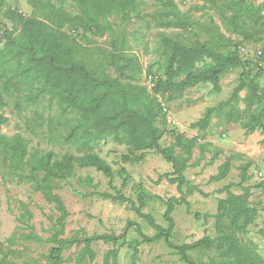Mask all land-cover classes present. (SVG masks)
I'll use <instances>...</instances> for the list:
<instances>
[{
    "label": "trees",
    "instance_id": "obj_1",
    "mask_svg": "<svg viewBox=\"0 0 264 264\" xmlns=\"http://www.w3.org/2000/svg\"><path fill=\"white\" fill-rule=\"evenodd\" d=\"M29 1L36 15L25 16L10 10L6 17L12 24H3L7 47L0 64V126L9 120L4 114L9 105L2 89L3 83H6L12 90L16 111L31 113H25L27 128L34 131L35 125H46L51 139L61 144L74 145L81 155L66 151L57 156L53 150H30L28 137L20 132L10 136L0 133V155L3 162L1 166L7 173L18 180L31 181L57 211L48 237L52 243L47 255L50 264H62V251L74 244H82L76 253L75 264L92 261L96 257L92 244L97 241L112 245L103 255V264H117V246L125 242L123 233L114 232L94 233L81 238L62 237L68 211L60 195L54 192V181L60 177H72L76 163L101 172L112 192L98 191V185L93 183L91 176L79 179L82 187H92V193L100 197L129 203L137 215L156 229L153 236H147L138 224L128 221L127 225H136L135 230L142 242L151 243L163 239L187 264H264L258 243L245 238L249 234V226L255 223L259 214L257 205L250 201L251 187L244 184L248 168L252 165L251 160L241 165V177L237 183L241 187L240 193L231 190L234 183L226 184L221 188L226 195L217 200L215 213H195L196 218L213 219L214 235H203L182 244L171 241L175 225L172 217L175 204L188 205L186 196L194 190H201L191 184L185 174L191 165L194 148L192 140L181 132L171 130L173 141L168 146L161 143L166 130L160 122H166V109L159 99L161 96L174 99L187 88L205 82L207 78L199 72L197 63L207 59L213 63L221 62L222 72L241 67L243 71L239 83L230 98L218 106L206 108L204 116L191 123L190 127L205 132L211 118L217 116L228 123L240 124L246 135L256 130L264 132V93L257 83L260 74L264 75V67H259L253 75L249 68L258 58L264 60L263 50L254 49L255 56L247 50L241 51L240 46L236 47L234 39L219 34V26L214 23L210 37L202 40L198 48L180 39L166 38L162 46L163 62L160 64L162 76L150 73L151 86L148 89L139 82L143 69L134 55L118 52L113 43L106 56L109 63L119 69V74L112 77L89 66L81 58L85 46L65 30L77 32L80 20L85 24V31L103 35L113 30L110 18L118 15L127 18L129 13L136 11V0H71L75 13L57 7L50 0ZM157 1L163 4L161 10L159 8L157 11H162L168 17L160 21L161 25L193 30L190 20L179 12L173 0ZM203 5L220 14L228 33L241 32L249 42L264 40L262 4H255L253 0H203ZM2 6L4 3L0 0V9ZM242 47L246 49L247 46ZM258 50L260 53H257ZM242 90H246V94L243 97L244 108L240 111L237 103ZM39 105L49 109L55 105L56 112L44 115ZM108 138L126 145L127 151L121 156L124 162H140L145 159L146 151H155L171 164L172 171L159 175L157 179V182L166 178L170 183H175L180 192L179 197L163 199L167 227L161 226L151 214L142 211L148 197L143 184L138 186L136 200L123 194L121 187L130 181V174L124 166L118 170L122 177L121 187L114 184L111 165L95 151ZM230 164L229 160L224 161L217 174L210 179L218 181L225 178ZM184 185L185 191L182 190ZM192 250L213 251V254L206 260L197 261L189 253ZM137 261L138 246H135L130 255V264H137Z\"/></svg>",
    "mask_w": 264,
    "mask_h": 264
},
{
    "label": "rangeland",
    "instance_id": "obj_2",
    "mask_svg": "<svg viewBox=\"0 0 264 264\" xmlns=\"http://www.w3.org/2000/svg\"><path fill=\"white\" fill-rule=\"evenodd\" d=\"M2 1L4 6L0 9V64L3 62V54L7 47L6 39L3 37V24L9 26L12 24L6 17L7 12L13 10L25 16L36 15L35 8L29 0ZM50 1L71 13L76 12L71 0ZM136 1V11L129 13L127 18L121 15L110 18L113 30L103 35L85 31V24L80 20H78L77 32L65 29L85 46L81 58L89 66L104 71L112 77L118 76L119 69L111 65L106 56L114 43L118 52L132 54L137 58L143 69L139 82L150 89V73L155 72L162 76L160 64L163 62L164 39H180L198 48L202 40L210 37L214 24L219 26V34L234 39L237 42L236 47L247 46L246 50L252 52V56H255L254 49H262L264 59V40L258 43L249 42L241 32L228 33L220 14L215 9L203 5V0H173L179 12L190 20L193 30L161 25L160 21L168 17L164 16L162 11H157L159 8L161 10L163 5L159 1ZM253 1L255 4H262L264 10V0ZM221 66V62L213 63L209 59L197 63L199 72L207 78L205 82L187 88L174 99H168L167 96L159 97L166 109V122H160L166 130L161 143L168 146L173 141L171 130L181 132L192 140L194 148L190 159L191 165L186 169L185 174L191 184L202 192L194 190L186 196L189 206L185 203L175 204L172 211L175 225L170 239L174 244H182L192 242L203 235L213 236V219L196 218L195 213H215L217 200L226 195L221 190L226 184L234 183L231 190L240 193L241 187L237 186V183L241 177V165L251 160L252 165L248 168V177L244 184L251 187L250 201L257 205L259 214L255 223L249 226V234L245 238L256 241L259 252L264 256V132L256 130L255 135L248 138L250 133L247 136L240 124L232 126L227 120L217 116L211 118L205 132L190 127L191 123L204 116L206 108L218 106L220 102L228 100L239 83L243 68L236 67L229 72H222ZM259 67H264V60L260 58L249 65L251 74H255ZM257 83L260 91L264 93V75L260 74ZM2 89L9 102L4 110L9 120L0 126V133L10 136L20 132L28 137L30 150L33 148L53 150L57 156L66 151L81 155L74 145L61 144L51 139L46 125H35L34 131L27 128L25 113L28 115L31 113L29 111L18 113L14 107L12 90L6 83H3ZM239 94L237 109L242 111L246 90L240 91ZM38 107L44 115L56 112L55 105L52 109L42 108V105ZM95 151L111 165L116 186L121 187L122 182V177L118 174L119 168L124 166L127 169L130 181L125 187H121L123 194L136 200L138 186L143 184L148 197L142 211L151 214L161 226L167 227L164 218L166 205L163 199L171 196L179 197L180 192L175 183H170L166 178H162L159 182L157 179L159 175L172 171L171 164L155 151H146L145 159L140 162H124L121 156L127 151L126 145L116 143L110 138L103 141ZM227 158L231 159L227 176L218 181L211 180L210 178L217 174L219 166L228 160ZM2 164L0 155V264H50L47 255L52 243L48 241V237L51 235L52 221L55 220L57 211L53 203L47 202L31 181L18 180L14 175L7 173ZM85 176L93 178V183L98 185V191L112 192L106 177L101 172L78 163L75 165L72 177L56 179L54 192L60 195L68 211L62 237L81 238L94 233H123L125 242L117 246V264H130V255L135 246H138L137 264H187L163 239L151 243L142 242L135 230V224H138L147 236H153L156 229L137 215L129 203L100 197L92 193V187H82L79 179ZM185 189L186 185L182 187L183 191ZM128 221L135 224L127 225ZM81 246L82 244H74L63 250L62 264H75V256ZM111 247L110 243L94 242L92 248L96 252V257L84 264H103V255ZM189 253L198 261L206 260L213 251L192 250Z\"/></svg>",
    "mask_w": 264,
    "mask_h": 264
},
{
    "label": "crops",
    "instance_id": "obj_3",
    "mask_svg": "<svg viewBox=\"0 0 264 264\" xmlns=\"http://www.w3.org/2000/svg\"><path fill=\"white\" fill-rule=\"evenodd\" d=\"M228 124H230V125H232V126L237 125V123H232V122H229ZM255 133H256V131H255L254 133H252V134L250 133L249 136L247 135L248 138H249L250 136L255 135ZM247 136H246V137H247ZM246 142H247V141H246ZM243 144H245V142H244ZM241 145H242V144H240L239 146L241 147ZM224 147H225V146H224ZM239 151H241V150L239 149ZM227 159H228V160H231L230 158H227Z\"/></svg>",
    "mask_w": 264,
    "mask_h": 264
},
{
    "label": "built area",
    "instance_id": "obj_4",
    "mask_svg": "<svg viewBox=\"0 0 264 264\" xmlns=\"http://www.w3.org/2000/svg\"><path fill=\"white\" fill-rule=\"evenodd\" d=\"M240 49H241V51H243V52L246 51V49H245L244 47H241ZM257 53H260V51L258 50Z\"/></svg>",
    "mask_w": 264,
    "mask_h": 264
}]
</instances>
